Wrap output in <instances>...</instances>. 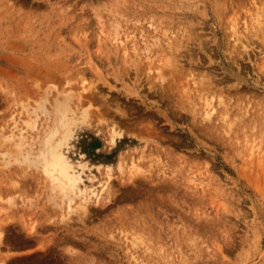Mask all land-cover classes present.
Returning a JSON list of instances; mask_svg holds the SVG:
<instances>
[{"label":"rangeland","instance_id":"rangeland-1","mask_svg":"<svg viewBox=\"0 0 264 264\" xmlns=\"http://www.w3.org/2000/svg\"><path fill=\"white\" fill-rule=\"evenodd\" d=\"M83 88L62 150L87 192L110 178L63 215L1 136ZM250 141L264 150V0H0V264H264Z\"/></svg>","mask_w":264,"mask_h":264},{"label":"bare ground","instance_id":"bare-ground-1","mask_svg":"<svg viewBox=\"0 0 264 264\" xmlns=\"http://www.w3.org/2000/svg\"><path fill=\"white\" fill-rule=\"evenodd\" d=\"M262 14L256 12L253 18V26H260ZM71 91V89H69ZM73 90V89H72ZM86 88L81 89L77 94L71 95L64 94L63 96H55L51 103L50 109L46 106V97H42L36 108L31 111L32 115L24 120L25 129L21 126L15 125L18 133L15 130H8L7 133L2 134V141L10 144H14V153H6L8 160L23 163L26 167L35 166L40 169L41 173L47 180L48 188L52 195V200L55 201L61 209H63V203L67 207L66 211L62 210V214H70L75 210L73 202L75 198H79L80 201L76 205H80L82 208L86 207V204L92 200L99 201L102 198V192L107 189L110 174L107 173L105 183L101 184L100 190H93L87 192V190L80 187L81 175L76 166L68 159L62 150V146L66 143L68 137L71 135L72 127L77 124L80 118H84L87 115L86 110H81L80 103L82 102L83 92ZM63 94V93H60ZM204 115L210 118L215 107L211 105V101L205 100ZM30 111V110H29ZM39 113L46 115L45 119H51L52 124L48 125V129L44 130L42 135L37 136L39 146L34 148V137L29 138L30 132L27 130H37L36 126ZM13 129V128H12ZM111 141L114 142L117 136H121L122 132L112 129ZM30 139V140H29ZM248 157L250 160L256 156L257 161L261 163L264 161V150L260 149V145H257L254 141H250L248 145ZM263 157V159L261 158ZM121 164H118L120 169ZM132 168L134 165L131 166ZM132 172V171H131ZM194 176V174H193ZM192 176V177H193ZM191 177V180L197 181ZM198 180V178H197ZM50 194V193H49ZM55 199V200H54ZM58 199V200H57Z\"/></svg>","mask_w":264,"mask_h":264}]
</instances>
